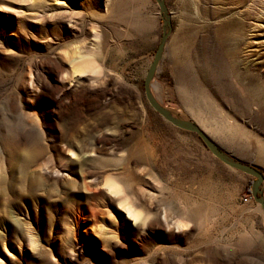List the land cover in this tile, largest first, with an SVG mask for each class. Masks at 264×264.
Returning a JSON list of instances; mask_svg holds the SVG:
<instances>
[{
  "label": "rangeland",
  "instance_id": "rangeland-1",
  "mask_svg": "<svg viewBox=\"0 0 264 264\" xmlns=\"http://www.w3.org/2000/svg\"><path fill=\"white\" fill-rule=\"evenodd\" d=\"M163 1L162 106L264 173V0ZM167 29L156 0H0V264H264L254 177L146 99Z\"/></svg>",
  "mask_w": 264,
  "mask_h": 264
},
{
  "label": "water",
  "instance_id": "water-1",
  "mask_svg": "<svg viewBox=\"0 0 264 264\" xmlns=\"http://www.w3.org/2000/svg\"><path fill=\"white\" fill-rule=\"evenodd\" d=\"M156 2L160 7L161 16H163L164 18V24H167L169 26V29L164 30V32L162 33L161 40L157 46V49L154 52L153 60L151 61L144 78V91L149 105L157 114L162 116L171 124L181 129L195 133L201 140L203 145L225 165L254 177L251 183L250 193L254 201L260 205V208L264 212V195L261 189V183L264 180V173L262 169L254 164H245L238 160H235L233 157L229 156L224 150H222L212 139H210L196 122L190 119H184L174 116L163 106H161L160 103L152 96L150 92V81L153 78L157 70L158 64L163 56L166 41L170 34L169 20L166 19V17H168L167 6L163 0H156Z\"/></svg>",
  "mask_w": 264,
  "mask_h": 264
},
{
  "label": "bare ground",
  "instance_id": "bare-ground-1",
  "mask_svg": "<svg viewBox=\"0 0 264 264\" xmlns=\"http://www.w3.org/2000/svg\"><path fill=\"white\" fill-rule=\"evenodd\" d=\"M235 44V43H234ZM234 44H232V45H234ZM233 49V48H232ZM235 50V49H234ZM233 51V50H232ZM237 53H238V51H237ZM235 57V56H234ZM236 58H239V57H236ZM231 59V58H230ZM228 60V59H227ZM232 60H234V59H232ZM239 60V59H238ZM231 62V64H232V61H230ZM237 62V61H236ZM236 64V63H235ZM234 64V65H235ZM233 65V64H232ZM239 65V64H238ZM238 67V66H237ZM241 68V67H240ZM232 69V68H231ZM235 69V68H234ZM233 72V71H232ZM179 73H181V72H179ZM234 73V72H233ZM246 73V72H245ZM238 74V73H237ZM240 75V74H239ZM247 75V74H246ZM236 77V76H235ZM242 78V77H241ZM245 78V77H244ZM243 78V79H244ZM237 79V78H236ZM249 80V79H248ZM235 83V82H234ZM181 84H184V83H180V80L178 79V82H177V86H179V85H181ZM249 84V83H248ZM247 84V85H248ZM250 85V84H249ZM181 86H183V85H181ZM235 86V85H234ZM243 86V85H242ZM220 88V87H219ZM184 89V88H183ZM150 90H151V94H152V96L160 103V105L162 106L163 105V102L161 101V98L158 96V95H160V92L161 91H163V88H162V86H161V84L160 83H158V82H155L154 81V79L152 78L151 79V81H150ZM223 90V89H222ZM244 90V89H243ZM243 92V91H242ZM232 93V92H231ZM222 94V93H221ZM234 98V97H233ZM238 101H240V99H238ZM243 102H244V99L242 100ZM246 101V100H245ZM196 102V101H195ZM240 103V102H239ZM241 104H243V103H241ZM164 107V106H163ZM167 111H169L171 114H173L174 116H177V117H180V118H184V119H189V118H187L186 116H184L183 114H180V113H178L177 112V110L175 109V108H173V107H168V106H166V107H164ZM198 126L200 127V128H202V130H204L203 129V127H202V125L201 124H199L198 123ZM15 156V155H14ZM31 161V160H30ZM27 163H29V162H27ZM24 164V163H23ZM259 205V204H258ZM258 208L261 210V208H260V206H258ZM262 211V210H261ZM263 214V213H262Z\"/></svg>",
  "mask_w": 264,
  "mask_h": 264
},
{
  "label": "built area",
  "instance_id": "built-area-1",
  "mask_svg": "<svg viewBox=\"0 0 264 264\" xmlns=\"http://www.w3.org/2000/svg\"><path fill=\"white\" fill-rule=\"evenodd\" d=\"M249 199H251L250 193L245 194L244 197H243V201L247 202Z\"/></svg>",
  "mask_w": 264,
  "mask_h": 264
},
{
  "label": "trees",
  "instance_id": "trees-1",
  "mask_svg": "<svg viewBox=\"0 0 264 264\" xmlns=\"http://www.w3.org/2000/svg\"><path fill=\"white\" fill-rule=\"evenodd\" d=\"M250 190H251V185H250V188H249V190H248V191L250 192Z\"/></svg>",
  "mask_w": 264,
  "mask_h": 264
}]
</instances>
